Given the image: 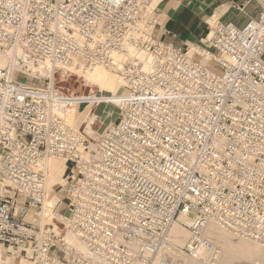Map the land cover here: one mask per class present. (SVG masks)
<instances>
[{
  "label": "built area",
  "instance_id": "built-area-1",
  "mask_svg": "<svg viewBox=\"0 0 264 264\" xmlns=\"http://www.w3.org/2000/svg\"><path fill=\"white\" fill-rule=\"evenodd\" d=\"M163 1L0 0V246L15 264H216L210 226L264 247V0L191 47L155 36ZM71 67L123 82L116 122L93 140L68 120L82 97L49 79ZM56 158L69 169L59 198Z\"/></svg>",
  "mask_w": 264,
  "mask_h": 264
},
{
  "label": "rangeland",
  "instance_id": "rangeland-1",
  "mask_svg": "<svg viewBox=\"0 0 264 264\" xmlns=\"http://www.w3.org/2000/svg\"><path fill=\"white\" fill-rule=\"evenodd\" d=\"M219 21H212L209 24L218 23ZM206 31L204 32V34ZM200 39V38H199ZM191 47V45H189ZM119 60V59H117ZM129 64H126L128 66ZM3 66V61L0 59V67ZM126 68V67H125ZM106 68H104L105 70ZM39 75L42 76L43 71L38 70ZM37 71V72H38ZM107 76L110 78H114V81L117 82V89L114 93H111L109 91H106L105 89H98L97 86H94L93 84H89L84 80L82 77H78V74L74 71H68L66 74L61 75L57 74L55 81L56 88L60 90L62 93L73 96V97H82L81 99H100V98H116L119 96V94L122 91V79L118 77L115 73L110 72L111 70L106 69ZM61 75V76H60ZM118 78H117V77ZM44 77V76H43ZM25 83L31 86H40L42 84L41 79H32V78H26ZM119 82V83H118ZM86 104H90L89 102H86ZM93 104V103H92ZM88 106L87 108H84L85 103H81L79 106L72 105L71 107V118L75 120L76 127H81V129H84L86 125H88L89 120H91L92 116L95 115L97 117V121L95 124H93V127L90 130L89 136L91 137V140L96 138L98 135L102 134L105 130H107L112 124H114L117 120L118 115V104L112 103L110 101H107L106 103L101 104H95ZM76 110L77 114L76 116L72 115V112ZM81 114V115H80ZM63 159L57 160V159H51L49 160V175L51 176L52 171H54L55 166L53 165V162H58ZM64 166L61 167L62 173L60 175V182L59 184H55L52 179L49 177L48 180V188L49 193L52 195H56L59 197L62 196V188L64 185V181L67 177V172L65 173L64 170L66 169ZM68 166V163L67 165ZM214 230L218 232L216 235L214 233V236L211 238V240L215 243V245L218 247V249L221 251V258L216 264H264V247L256 245L255 243L249 242L247 240L243 239H237L233 237L229 232H226L220 228H215L213 226ZM210 233V230L208 228L207 235ZM220 234V235H219ZM224 234V235H223ZM257 247V251L256 250ZM237 248H241L238 252ZM235 249H237L235 251ZM250 253L253 252V254L249 255L246 253L248 251ZM6 249L0 246V260H5L6 262H12L15 264L14 258L11 256L4 255V252ZM16 254V253H15ZM249 255V256H248ZM193 259H186L184 260V264H206L201 262H194Z\"/></svg>",
  "mask_w": 264,
  "mask_h": 264
},
{
  "label": "crops",
  "instance_id": "crops-1",
  "mask_svg": "<svg viewBox=\"0 0 264 264\" xmlns=\"http://www.w3.org/2000/svg\"><path fill=\"white\" fill-rule=\"evenodd\" d=\"M258 11L256 1L164 0L158 7L155 36L179 47L189 46L198 42L210 22L219 21L241 28L255 19Z\"/></svg>",
  "mask_w": 264,
  "mask_h": 264
},
{
  "label": "bare ground",
  "instance_id": "bare-ground-1",
  "mask_svg": "<svg viewBox=\"0 0 264 264\" xmlns=\"http://www.w3.org/2000/svg\"><path fill=\"white\" fill-rule=\"evenodd\" d=\"M132 53H133L132 50L129 49V47H128L127 50H126V53H122V54L120 53V54H116L115 55V61L118 62V64H117L118 67L116 68V70L123 69L122 63H125L126 60H127V58L132 57ZM127 54H128L129 57L127 56ZM0 59H2L3 65H4V59L1 58V57H0ZM117 59H119V60H117ZM105 70L102 67H94L92 69H87V70H81L79 68H74V67L69 68V71H74V73L76 72L78 74V77L80 76V77L84 78V80L86 82H88L89 84H93L94 86H97L98 89H102V90L105 89L106 91H109L111 93H114L116 91V89H117V82L114 81V78H110L109 79V77L107 76V73H106L107 71H105ZM110 72L115 73L118 77H120V75H119L118 72H115V71H110ZM49 79H50V81L52 83L55 84V81H54L55 80V76H54V78H52V76L50 74L49 75ZM121 84H123V82ZM80 100H81V103L83 102L85 104H86V102H89L90 104L96 103V102L98 104H101V103H106L107 101H111V100L114 101L115 98L114 97L113 98H105V99H103V98H100V99H92L91 98V99H86V100H83V99H80ZM71 107L72 106H70L68 108V110H67L68 115H69L68 116V120L70 122L71 121H75L70 116V114H71ZM76 114H77V112H76V110H74V112H72V115L76 116ZM96 119H97V117L95 115H93L92 118H91V120H89V122H88L87 128H89L91 130V128L93 127V124H94V122H95ZM56 159L57 160H60V159H63V158H56ZM65 162H66L65 159H63L61 161H58L57 163L56 162H53V165L55 166V168H54V171H52L51 176L48 175V180H49V177L51 179L53 177V181L55 182V184H59V182H60V175L62 173L61 167L64 166ZM51 197H52V195H50L49 198L47 199V201L45 202V207H47V206L52 207L53 200L51 199ZM209 230H210V233L207 236L210 239L214 236V233H215V235L218 233V232H216L214 230L213 226H210L209 227ZM173 232L176 235H178L179 237H181V238L177 239V242H179V243H182L183 242L182 239H184L185 237H187V232L185 230H183L182 228H180V227H174ZM256 245H258V244H256ZM79 248L81 250H83L80 246H79ZM237 249H235V251L237 250L239 252L241 248H237ZM255 251H257V247H256V250ZM253 252L254 251H252V253H250L249 250L246 251V253L249 254V255L253 254ZM194 262H197V261H194Z\"/></svg>",
  "mask_w": 264,
  "mask_h": 264
}]
</instances>
